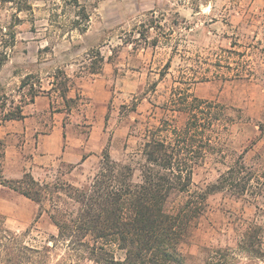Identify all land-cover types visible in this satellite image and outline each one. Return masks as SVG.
I'll return each mask as SVG.
<instances>
[{"label":"rangeland","instance_id":"1","mask_svg":"<svg viewBox=\"0 0 264 264\" xmlns=\"http://www.w3.org/2000/svg\"><path fill=\"white\" fill-rule=\"evenodd\" d=\"M29 1L33 10L19 12L20 0H0V52L7 49L0 55V123L16 105L29 117L28 134L0 138L1 167L7 142L46 149L35 160L31 152L23 155L25 172L42 181L88 183L105 148L136 165L145 129L166 116L163 103L191 57L218 54L214 64H194L199 72L189 87L197 96L241 107L251 120L232 126L224 163L209 158L196 166L195 187L214 183L243 152L264 176V132L255 124L264 123V0ZM204 72L210 76L201 79ZM175 118L182 124L185 116ZM2 169L7 178L24 174L16 164ZM257 191L264 205V178ZM252 197L209 194L181 247L187 264H203L209 248L237 247L249 225L263 224ZM36 211L32 200L0 185V213L10 227L24 230ZM36 227L45 235L56 232L46 215ZM258 240L264 250V233ZM237 262L264 264L253 256Z\"/></svg>","mask_w":264,"mask_h":264},{"label":"trees","instance_id":"2","mask_svg":"<svg viewBox=\"0 0 264 264\" xmlns=\"http://www.w3.org/2000/svg\"><path fill=\"white\" fill-rule=\"evenodd\" d=\"M18 3L19 12L33 10L29 0ZM216 59L191 57L184 79L163 103L166 116L145 129L136 165L114 159L105 148L94 176L82 185L42 181L30 171L7 178L0 166V185L37 205L32 222L21 231L10 227L0 213V264H187L181 247L206 211L209 194L228 190L238 198L252 195L258 211L264 212L262 192H255L264 176L244 161V152L214 183L195 187L196 166L209 158L224 163L232 126L251 120L241 107L191 91L190 80L199 72L194 64L202 68L199 63L211 65ZM2 64L0 60V68ZM209 76L204 72L200 78ZM177 113L185 116L182 124L175 118ZM24 116L23 105H16L3 119ZM255 124L263 133L264 123ZM86 158L84 154L82 161ZM176 197H181L180 202L170 207ZM43 215L56 227L55 233L39 232L36 224ZM260 232L264 233V222L249 225L237 247L209 248L203 264H238L252 256L264 260Z\"/></svg>","mask_w":264,"mask_h":264},{"label":"crops","instance_id":"3","mask_svg":"<svg viewBox=\"0 0 264 264\" xmlns=\"http://www.w3.org/2000/svg\"><path fill=\"white\" fill-rule=\"evenodd\" d=\"M24 115L25 116L22 119L5 120V122L0 123V138H8L10 136V133L11 135L20 134L23 132L28 134L29 117L25 113ZM45 151L46 149H22L21 146L19 148L11 144L10 142H7L6 148L2 149V168L4 167L6 169L10 167L11 164H16V167L18 166L19 168L20 166L21 169H23L25 172V160L23 155L27 152H31L33 154V160H35L38 156L44 157L45 155H43V153ZM4 171L5 170L3 169V173Z\"/></svg>","mask_w":264,"mask_h":264}]
</instances>
